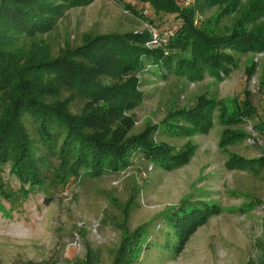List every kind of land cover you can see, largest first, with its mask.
I'll return each instance as SVG.
<instances>
[{"label": "rangeland", "instance_id": "1", "mask_svg": "<svg viewBox=\"0 0 264 264\" xmlns=\"http://www.w3.org/2000/svg\"><path fill=\"white\" fill-rule=\"evenodd\" d=\"M175 1L181 7V0ZM125 3L141 15L127 12ZM262 4L264 0H226L196 13L199 29L244 32L257 41L247 54L226 50L234 56L235 65L224 61V68L220 64L215 70L207 68L194 79L175 64L171 70L145 66L123 77L105 78L107 84L133 83L136 93L142 95L119 117L118 113L112 116L111 125L129 127L127 136L154 127L156 142L176 152L192 151L185 163L165 170L136 154L123 171L98 178L85 174L59 187L54 180L27 197L10 165L0 166V262L86 264L92 249L97 264H112L123 230L131 233L148 223L147 245L138 264H263L264 136L256 126L264 122V51L258 52L264 18L255 12ZM179 23L172 15H154L149 5L138 0H94L89 6L68 11L46 39L58 55L96 35L148 33L151 28L163 32ZM247 68H253L251 76ZM68 95L64 93L63 98ZM201 97L213 102L209 128L196 133L182 129L189 123L178 112L195 108ZM245 98L251 117L234 127L224 124L221 111L233 110L228 100L242 102ZM89 103L77 98L70 109L79 114ZM225 130H240L243 136L223 147L220 142ZM251 160H261L260 166L255 165L257 170L243 169V161ZM209 205L217 212L173 256L176 237L169 217L189 206ZM97 223L99 242L93 234ZM77 239L81 247L73 246Z\"/></svg>", "mask_w": 264, "mask_h": 264}, {"label": "trees", "instance_id": "2", "mask_svg": "<svg viewBox=\"0 0 264 264\" xmlns=\"http://www.w3.org/2000/svg\"><path fill=\"white\" fill-rule=\"evenodd\" d=\"M93 1L0 0V166L10 165L25 197L36 189H46L54 180L59 187L80 180L85 174L98 178L123 171L136 154L165 170L185 163L192 151L186 148L176 152L156 142L152 137L154 127L127 136L129 127L111 125L112 116L118 113L119 117L142 95L136 93L133 83L107 84L105 78L123 77L144 70L145 66L171 70L175 64L177 70L194 79L207 68L215 70L219 64L224 68V61L235 65L234 56L226 50L247 54L257 42L244 32L218 33L199 29L195 24L196 13L202 8L226 0H195L193 5L182 8L175 0H138L149 5L154 15H172L180 22L159 47L152 44L148 33L105 34L89 37L82 46L63 49L55 55L46 37L68 11L89 6ZM124 7L133 15H141L127 3ZM255 12L264 18V4ZM258 41V52L264 51V36ZM146 46L156 47L152 50ZM247 72L251 76L253 68H247ZM64 93H69V97L63 98ZM77 98L91 101L79 114L70 109ZM200 100L195 108L178 112L186 115L189 123L182 129L196 133L209 128L213 102L205 97ZM93 103L99 107L93 108ZM228 103L233 110L221 111L224 124L234 127L251 117L246 98L242 102L230 99ZM256 128L264 136V122ZM242 136L240 130H225L220 144L224 147ZM260 161H243L242 168L255 171ZM203 207L189 206L169 217L176 237L173 256L217 212L213 205ZM148 226L145 223L131 233L123 230L112 264H138L147 245ZM97 263L96 253L89 249L86 264Z\"/></svg>", "mask_w": 264, "mask_h": 264}, {"label": "built area", "instance_id": "3", "mask_svg": "<svg viewBox=\"0 0 264 264\" xmlns=\"http://www.w3.org/2000/svg\"><path fill=\"white\" fill-rule=\"evenodd\" d=\"M195 0H181V7H188L190 5H192L194 3ZM195 24H197L196 20H195ZM151 39H152V44H156V45H159V43H165L167 41V39L169 37H171L173 35V31L172 30H166V31H159L158 29L156 28H151L149 29L148 31ZM100 225L99 223L96 224V226H94V231H93V234H94V239L96 242H99L101 241L100 239V235L98 233V229H99ZM78 240L77 239L75 241V243L73 244V246H79L81 247V245H79L78 243Z\"/></svg>", "mask_w": 264, "mask_h": 264}]
</instances>
